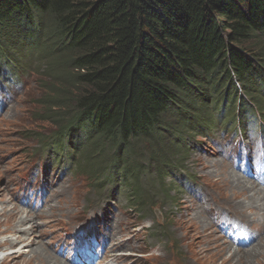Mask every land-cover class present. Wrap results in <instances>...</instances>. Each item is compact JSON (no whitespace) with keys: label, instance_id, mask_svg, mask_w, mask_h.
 Returning <instances> with one entry per match:
<instances>
[{"label":"trees","instance_id":"trees-1","mask_svg":"<svg viewBox=\"0 0 264 264\" xmlns=\"http://www.w3.org/2000/svg\"><path fill=\"white\" fill-rule=\"evenodd\" d=\"M1 66L50 77L42 149H74L98 189L113 182L143 208L147 187L186 169L184 137L209 129L212 101L263 110L264 0H0Z\"/></svg>","mask_w":264,"mask_h":264},{"label":"rangeland","instance_id":"rangeland-1","mask_svg":"<svg viewBox=\"0 0 264 264\" xmlns=\"http://www.w3.org/2000/svg\"><path fill=\"white\" fill-rule=\"evenodd\" d=\"M42 73L41 68L39 72L33 68L21 80L0 81V264H25L30 251L43 243L50 244L49 250L55 256L71 264L66 259L68 247L79 229L94 233L105 216L101 210L113 215L118 227L127 228L124 245L112 249L105 264H264V198L253 197L254 192L250 191L246 203L241 204L243 198L236 197H243L242 191L224 175H218V165L238 173L232 162L222 156L223 138L208 141L201 148L205 151L197 147L193 154L188 153L187 165L196 183L185 184L178 179V191L168 195L175 205L163 210L157 207L154 213L150 212V218L142 221L125 202L112 201L91 189L82 175L68 172L65 166L51 168L46 165V155L43 159L37 156L39 139L56 130L53 122L40 117V99L49 94L44 81L50 79ZM260 103L256 101L258 106ZM246 179L255 183L248 184L249 188L264 189L259 182ZM154 202L162 203L161 199ZM12 208L22 210L24 217L42 209L44 212L35 218L37 231L32 228L34 219L16 226L18 217L14 221L8 217ZM220 210L256 228L258 242L238 249L224 239L213 219ZM200 212L209 221L210 235L203 232L199 219H195ZM11 229L18 231L13 234ZM18 236L21 240L17 245H7L9 239ZM211 244L215 247L211 248ZM59 249L65 252L61 255Z\"/></svg>","mask_w":264,"mask_h":264},{"label":"bare ground","instance_id":"bare-ground-1","mask_svg":"<svg viewBox=\"0 0 264 264\" xmlns=\"http://www.w3.org/2000/svg\"><path fill=\"white\" fill-rule=\"evenodd\" d=\"M225 164V162L223 163ZM218 167L217 168V171H218V175H224V177L228 180V181H231V184L233 185V187H236L238 190H241L242 193H243V197H241V195L237 196L236 198L240 197V198H243L240 200V203L241 204H244L246 203V197L248 195V193L251 191L253 193V197H261V198H264V192L263 188L261 189H253V188H249L248 187V184H255V183H250L248 180H246L245 178H241V176H239L240 174L239 173H235L234 170H230L228 171L227 168H225L223 165H218L216 166ZM224 167V168H223ZM221 172V173H220ZM253 186V185H252ZM238 194V193H236ZM251 195V194H250ZM249 197V196H248ZM49 198L46 199V202L47 204L49 203ZM255 207H259L260 208V205L256 202L252 203ZM262 206H264V204H262ZM4 208V207H2ZM245 208V206H244ZM248 208H252V207H248ZM264 209V207H263ZM206 209L203 207L202 208V211L204 213H206L205 211ZM11 213H9V219H13L16 220L17 217V224L16 226H22L26 221L28 220H33L34 221L32 222V228L33 229H37L39 226H38V223L36 222L35 218L43 213L44 211L42 209H40L39 212L35 213V214H31V215H28L26 217H24L23 215V211L20 210V209H17V208H12L11 210ZM203 212H200V214H197L196 218L195 219H199L198 222L199 224H201L202 226V230L203 232L207 233L208 235H210V233L208 232L207 228L209 226V221H207V219H205V217H203ZM30 216V217H29ZM105 220V224L106 226H108L107 228H109L108 232H107V235L109 236V247H114L115 245H121L120 241L124 235V230H126L127 228H124L122 229L121 227H118L119 225L116 224V226H114V223L112 222L111 220V217L109 218H103ZM12 221V222H13ZM103 221V220H102ZM29 223V222H28ZM18 230H15V229H11L10 232H13L16 233ZM37 231V230H36ZM21 240V237H16V238H11L8 240V244L7 245H12V246H15L18 244V242H20ZM214 241H217L216 239ZM2 245V244H0ZM1 247V246H0ZM215 247L214 245L211 244V248ZM50 246H48V244H39L37 247H35L33 250L30 251L31 253V256L25 260V264H68L64 259L62 260L61 258H58V256H55L51 250H49ZM225 248V247H224ZM227 249V247L225 248ZM240 249V247L238 248ZM23 251V250H22ZM232 250L230 249V252ZM237 251V250H236ZM255 251V250H254ZM24 252V251H23ZM23 253L19 254V255H22ZM233 254H236V253H233ZM232 254V255H233ZM1 254H0V258H1ZM7 258L4 257L3 259L5 260ZM108 257H106L107 259Z\"/></svg>","mask_w":264,"mask_h":264}]
</instances>
